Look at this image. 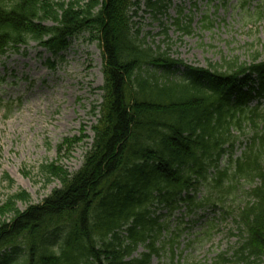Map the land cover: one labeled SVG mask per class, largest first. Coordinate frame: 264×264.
Wrapping results in <instances>:
<instances>
[{"label":"trees","instance_id":"16d2710c","mask_svg":"<svg viewBox=\"0 0 264 264\" xmlns=\"http://www.w3.org/2000/svg\"><path fill=\"white\" fill-rule=\"evenodd\" d=\"M160 1L148 6L159 12L166 7ZM138 3L0 0V58L31 41L62 57L72 38L88 33L104 59L103 102L82 166L71 174L56 162L44 164L47 181L61 185L24 210L17 203L31 200L26 191L7 197L0 206V264H151L161 256L167 225L153 208L170 216L183 205L189 213L219 206L223 198L198 194L212 183L224 187V179L254 183L244 192L250 200L237 207L239 251L248 264L264 257V60L255 52L250 62L223 58L201 68L171 58L140 38ZM246 127L255 129L251 148L219 170ZM85 138L82 130L61 145L72 150ZM139 246L145 251L134 256Z\"/></svg>","mask_w":264,"mask_h":264},{"label":"rangeland","instance_id":"374dc122","mask_svg":"<svg viewBox=\"0 0 264 264\" xmlns=\"http://www.w3.org/2000/svg\"><path fill=\"white\" fill-rule=\"evenodd\" d=\"M149 1L156 0H138L133 20L140 38L169 50L171 58L201 68L219 64L223 58L250 62L255 52L264 60V0H162L160 4L166 7L159 12L148 6ZM187 25L189 33L183 30ZM103 63L100 44L88 33L72 38L62 57L31 41L0 58V206L23 190L31 197L29 202L18 201L17 207L24 210L60 187L57 179L47 181L44 164L56 162L71 174L80 169L93 142L92 126L100 116ZM82 130L88 138L72 150L61 145L65 138L80 136ZM245 132L232 153L228 147L220 158L219 170L231 158L249 151L255 129L246 127ZM214 174L210 169V178ZM223 182L224 187L212 183L198 194V198L209 194L223 198L219 206L206 205L189 213L183 205L170 216L166 208H153L165 214L161 221L166 218L167 225L158 243L164 242L161 256L151 264H172V249L174 264H212L220 256L221 264H248L239 251L243 237L236 214L237 207L250 200L244 192L254 183L244 179ZM231 183L237 187L226 191ZM143 251L139 246L134 256ZM252 264H264V257Z\"/></svg>","mask_w":264,"mask_h":264}]
</instances>
